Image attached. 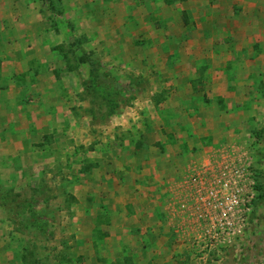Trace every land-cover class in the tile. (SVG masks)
I'll list each match as a JSON object with an SVG mask.
<instances>
[{
  "label": "rangeland",
  "instance_id": "rangeland-1",
  "mask_svg": "<svg viewBox=\"0 0 264 264\" xmlns=\"http://www.w3.org/2000/svg\"><path fill=\"white\" fill-rule=\"evenodd\" d=\"M263 7L264 0H0V264L115 263L102 257L111 217H89L98 207L88 192L97 187V150L125 140L146 111L161 120L162 103L176 91L158 77L178 59L166 57L169 47L186 55L198 52L192 42H205L204 57L190 63L198 79L217 72L215 51L231 49L232 63L245 68L242 56L252 51L240 32L244 11L258 25ZM263 85L248 92L239 144L189 160L196 189L189 210L197 208L201 225L182 235L199 264H264ZM227 165L249 172L253 206L243 235L221 239L204 256L205 190Z\"/></svg>",
  "mask_w": 264,
  "mask_h": 264
},
{
  "label": "crops",
  "instance_id": "crops-1",
  "mask_svg": "<svg viewBox=\"0 0 264 264\" xmlns=\"http://www.w3.org/2000/svg\"><path fill=\"white\" fill-rule=\"evenodd\" d=\"M247 12L244 11L246 23L240 25V32L243 40H247V48H251L252 57L242 56L247 59L242 62L245 68L238 62L232 63L231 49L215 51L211 58L217 72L198 79L192 73L194 64L190 63L204 57L200 50L206 48L205 42H192L198 46L194 48L198 52L186 55L179 48L169 47L166 57L175 58L177 54L178 59L158 77L171 82L176 91L162 103L161 120L156 122L146 111L143 123L137 127L126 126L129 130L134 128L125 140L119 138L111 149L97 150L99 157L94 169L97 187L88 192L97 195L95 204L100 210L97 207V213L89 217L97 216L101 221L111 217L114 231L104 238L107 249L102 251V257H112L115 263L108 264H118L117 261L121 264H199L190 243L185 241L186 236L182 235L192 233L190 229L195 231V226L201 225V217L195 213L197 208L194 212L189 210L196 190L188 175L195 163L191 161L192 165L189 160L210 157L213 149L216 151L220 146L239 144L248 125L251 96L248 92L257 81L264 82V53L261 54L264 39H259L264 38V31L258 29L264 27V7L262 17L258 18L262 25H256L257 20L252 15L248 17ZM225 20L229 25L232 17ZM224 27L225 33L233 31ZM215 28L209 26V32L213 33ZM205 31V27H198V32ZM254 46H260L262 51L253 53ZM151 49L155 50L154 45ZM240 49L243 53V45ZM234 114H237L235 118ZM236 121L240 123L234 128L232 123ZM81 163L83 168L86 164ZM88 204L86 208L90 210Z\"/></svg>",
  "mask_w": 264,
  "mask_h": 264
},
{
  "label": "built area",
  "instance_id": "built-area-1",
  "mask_svg": "<svg viewBox=\"0 0 264 264\" xmlns=\"http://www.w3.org/2000/svg\"><path fill=\"white\" fill-rule=\"evenodd\" d=\"M206 180V178H201ZM205 190L203 213L205 234L202 237V249L207 256L217 242L231 236H241L248 225L253 206V192L249 191L254 182L249 172L240 167L227 165L221 175H216Z\"/></svg>",
  "mask_w": 264,
  "mask_h": 264
}]
</instances>
